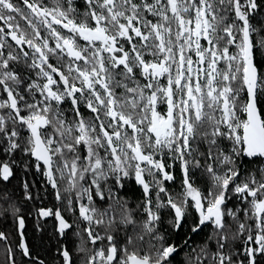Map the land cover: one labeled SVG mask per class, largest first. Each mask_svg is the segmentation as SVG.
Instances as JSON below:
<instances>
[{
  "label": "snow or ice",
  "instance_id": "6c2138e0",
  "mask_svg": "<svg viewBox=\"0 0 264 264\" xmlns=\"http://www.w3.org/2000/svg\"><path fill=\"white\" fill-rule=\"evenodd\" d=\"M83 2L81 13L74 0H54L52 7L44 0H0V151L10 155L20 150L33 157L53 189L58 187L56 173L67 180L66 192L91 174L95 192L81 185L77 193L78 200L87 195L89 203L80 205L79 215L88 222L83 230L86 243L93 245L83 264H171L178 248L167 243L159 230L163 219L159 210L165 208L170 210L168 225L173 231L184 226L190 209L198 218L193 233L211 225L212 234L185 264H245L239 251L225 254L230 240L242 241L247 264H257V254L264 256V167L259 179L249 173L240 180V161L264 158L260 110L264 23H252L261 4L258 0ZM9 37L17 47L26 44L31 53L23 47L16 52ZM5 48L10 49L6 55ZM22 60L37 79L28 77L26 83L21 77L14 65ZM69 101L71 121L62 107ZM160 104H166V113L158 110ZM81 105L91 114L88 119ZM202 144L206 151H201ZM177 162L181 192L173 196L165 182L175 181L169 169ZM194 170L208 177L207 194L195 185ZM133 172L145 197L137 206L142 207L139 223L136 210L113 196L111 188L109 199L119 205V219L112 204L101 210L93 202L94 196L105 199L101 179L111 176L122 187ZM12 176L9 163H0V182H9ZM24 188L25 199H31L26 183ZM233 196L247 206L228 208ZM57 199H62L59 191ZM0 200L9 202L10 193H0ZM9 210L23 229L19 208L10 202L7 208L0 205V211ZM241 211L243 222L237 215ZM53 214L63 234L71 225L59 210L38 212L41 217ZM228 218L237 225L234 232ZM93 223L103 227V235ZM117 223L133 228L132 235L125 233L123 246L116 243ZM213 239L217 247L210 253ZM7 240L0 232V241ZM18 246L23 257H31L22 235ZM78 251L89 250L78 247ZM7 255L16 264L11 247ZM60 255L63 264H73L67 249Z\"/></svg>",
  "mask_w": 264,
  "mask_h": 264
},
{
  "label": "trees",
  "instance_id": "16d2710c",
  "mask_svg": "<svg viewBox=\"0 0 264 264\" xmlns=\"http://www.w3.org/2000/svg\"><path fill=\"white\" fill-rule=\"evenodd\" d=\"M262 4V0L259 1ZM264 8V6H263ZM262 16L263 13H262ZM17 49V48H16ZM20 65V64H18ZM18 65H14L16 70L25 78V82L28 83L30 80L29 71H19ZM35 79V78H31ZM11 83V82H10ZM67 103L63 104V109L69 119L72 120L70 116V107L67 108ZM51 131V129H49ZM23 137H27V133H23ZM82 154H86L83 153ZM55 159V158H54ZM8 162L12 171L13 176L10 177L9 182H0V193L3 191H8L10 193V203L14 204L15 207L19 208L18 216L22 217L24 220V228L19 227V221L11 214V210L7 213L0 211V232L7 235V243L0 241V264H11L8 259L7 249L12 248L15 253L16 264H39V261H43L44 264H63V257L60 253L67 249L72 257L73 264H83L84 260L88 255H91V249L93 245L86 243L87 233L83 230L88 226V222L84 221L79 215V207L81 204L88 205L87 195H84L81 199H77V193L81 191L80 186L84 188H89L93 193L95 192V186L92 185L91 174L87 175V179L80 181L77 188L66 192L65 189L69 187L67 180H61L59 173L55 174L58 187L53 189L51 184L48 183L43 171L37 170V161L29 155H26L23 151H16L12 154H5L0 151V163ZM179 164V163H178ZM249 164V163H248ZM251 163L247 166L241 164V170L244 173L249 169ZM43 168V165L41 164ZM55 169V164L53 165ZM105 168L107 166L105 165ZM256 168V167H255ZM179 169V166H178ZM179 176H175L174 182L166 183L168 191L172 193L173 196L181 192V180L182 175L177 170ZM245 175V174H244ZM244 175H240L241 178H245ZM152 177L145 174V179L148 180ZM194 180L195 185L199 187L205 194H207L208 188L210 186V181L206 175H202V172L194 170ZM25 183L28 185V192L31 195V199H25ZM101 186L104 189L105 199L102 201L98 196H94V205L101 209H108L109 204H112L115 208V213L117 219L121 213V209L118 204H115L114 200L109 199L108 189H112L113 196L119 198L122 202L126 201L127 206L133 210L134 217L136 221L143 218L142 207L138 208V205L142 204L144 200V193L142 186L138 185L134 178V173L130 178H125L123 181V186L116 184L114 178L111 176L107 180L101 179ZM179 183L178 187H175ZM94 186V187H93ZM57 191L60 192L62 199H57ZM155 192V191H154ZM72 200V205H69V199ZM167 200V197H163ZM153 208L155 210L154 204H156V198L152 195ZM9 202H4L0 200V205L7 208ZM247 205L242 204L238 201L235 196H233L228 202L227 207L235 210L237 207L243 208ZM40 209H51L53 213L59 210L62 217L71 225L70 228L66 229L63 234L58 231L59 222L56 220L55 215L48 217H41L38 215ZM162 215V223L160 226V232L165 235L166 242L169 244H175L178 248L177 253L174 254L171 260V264H185L186 261L192 260L197 253H199L200 247H202L208 240V237L212 234L211 225L203 227L201 231L197 233L192 232V226L194 222H198L197 214L194 209H190L188 217L184 222V226L179 229V231H173L169 225L168 220L171 218L169 215L170 210L165 208L159 210ZM111 216L112 213L110 212ZM174 215V213H172ZM239 220L244 221V213L241 211L237 213ZM228 222L232 227V231L236 230L237 225L232 222L231 218H228ZM251 223V221H249ZM93 228H96L101 235L104 234L103 227L97 228L93 223ZM116 243L118 246H123L126 243L125 233L128 235L133 234V228L131 225L125 227L122 224L117 223L116 225ZM139 231V229H137ZM80 233V235H77ZM21 235L23 236L24 243L28 246L31 257H23L22 251L19 248V242L21 240ZM247 235L243 237L246 239ZM147 240V237L145 238ZM188 240V245H184V241ZM105 243H107L105 241ZM256 247V245H251ZM78 247H86L88 252L78 251ZM216 242L213 239L209 242V252L213 253L216 251ZM144 251H147V244L143 246ZM245 245L242 241H231L228 246L224 249L225 254L231 251H239L240 259L245 260L247 264V259L243 255ZM193 249L196 251L194 252ZM210 259V256H209ZM257 264H264V256L257 254L256 257Z\"/></svg>",
  "mask_w": 264,
  "mask_h": 264
},
{
  "label": "flooded vegetation",
  "instance_id": "af4514ba",
  "mask_svg": "<svg viewBox=\"0 0 264 264\" xmlns=\"http://www.w3.org/2000/svg\"><path fill=\"white\" fill-rule=\"evenodd\" d=\"M259 1H260V0H258V3H260ZM44 3H45L47 6H49V7L54 6V0H44ZM74 4H75V7L78 9L79 12L82 13V12L85 10V4H84L83 0H74ZM263 6H264V0H262L261 8L258 9L257 12H256V13L254 14V16H253L252 23H253L254 25L259 26L260 23H264V16H262V13H263V15H264V8H263ZM65 7H67L66 4H65ZM21 23H22V25H23V22H21ZM0 27H3V22H0ZM54 27H59V26L54 25ZM29 31H31V30L29 29ZM41 31L43 32L44 30L41 29ZM62 31H66V30H62ZM44 35H47V32H44ZM7 39H8V43L12 45V48H14V49L16 50V52H19V51H20V47H23L25 51H28V52L31 53L32 50L29 49V48L27 47L26 44H25V45H22V46H20V47H17V46L15 45V42H14V41H11L10 37L7 38ZM81 43H83V41H81ZM50 46H53V47H54V41H52L51 38H50ZM16 48H17V49H16ZM9 50H10V49H8V48H5V49H4V51H5V55L7 54V51H9ZM21 55H22V54H21ZM258 60H259V54H258ZM51 62H52L53 64H56V63H57V61H56L55 58H53ZM28 63H31V61L29 60ZM19 64H20V65H18V70H19V71H29V72H30L29 77L37 79V77H36V75H35V71H33L32 69H29V68L27 67V65L23 62V60H22ZM261 70L264 71V67H262ZM37 71H38V70H37ZM163 82H164L165 84L167 83L166 80H164ZM241 96H242L243 98L246 99V95H245L244 93H242ZM66 103H67V105H68V106H66V107H67V108H69V107L71 108L70 101H69V102H66ZM158 110H159L162 114H163V113H166V111H167V106H166V104H160V105H158ZM260 110H261L262 112H264V101H262V103H261V105H260ZM80 111L84 114L85 119H88L89 116L91 115V114L89 113L88 109L85 108L83 105L80 106ZM70 116L73 118V114H72V112H70ZM129 131H131V130H129ZM224 146H225V148L227 149V147H228L227 142H225V145H224ZM200 147H201V151H206V150H207V149H206V146L203 145V144H202ZM101 154H103V150H101ZM158 158H159V157H158ZM164 160H165L167 163H169V164L172 163V161L169 160V159L167 158V156L164 157ZM248 163H249V164L251 163V165H250L249 169L246 170L244 173L242 172L241 167H240V175H244V174H245L244 176L247 177V176L249 175V173H255L256 176H257V179H259V178H260L259 169H260L261 167H264V158H246V157H245V158H242L241 161H240V165H241V164H244L245 166H247V165H249ZM178 166H179V164H178V162H177L173 168H170V169H169V171H170V172H173L175 176H179V174L177 173V170L180 172V166H179V169H178ZM255 167H256V168H255ZM199 172H201V171H199ZM133 173H134V172H133ZM180 173H181V172H180ZM243 179H245V178H241V180H243ZM151 180H152V179L149 178L147 181L151 182ZM239 182H240V180L237 181V183H239ZM166 183H170V182H166ZM178 186H179V183L175 185V187H178ZM93 187H94V186H93ZM233 187H234V185H233ZM154 191H155V190H153L152 195L155 197V192H154ZM154 206H155V204H154Z\"/></svg>",
  "mask_w": 264,
  "mask_h": 264
}]
</instances>
